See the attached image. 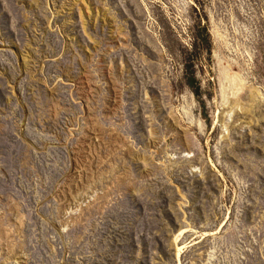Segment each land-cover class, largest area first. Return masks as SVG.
Here are the masks:
<instances>
[{
    "label": "rangeland",
    "instance_id": "1",
    "mask_svg": "<svg viewBox=\"0 0 264 264\" xmlns=\"http://www.w3.org/2000/svg\"><path fill=\"white\" fill-rule=\"evenodd\" d=\"M0 264H264V0H0Z\"/></svg>",
    "mask_w": 264,
    "mask_h": 264
},
{
    "label": "trees",
    "instance_id": "2",
    "mask_svg": "<svg viewBox=\"0 0 264 264\" xmlns=\"http://www.w3.org/2000/svg\"><path fill=\"white\" fill-rule=\"evenodd\" d=\"M195 81H196V79H195V76H194V75L191 76V77H189V79H188V82H189V84H190L191 86H193V84L195 83Z\"/></svg>",
    "mask_w": 264,
    "mask_h": 264
},
{
    "label": "bare ground",
    "instance_id": "3",
    "mask_svg": "<svg viewBox=\"0 0 264 264\" xmlns=\"http://www.w3.org/2000/svg\"><path fill=\"white\" fill-rule=\"evenodd\" d=\"M182 234H183V233H182ZM182 234H181V235H182ZM181 235H180L178 238H180V237H181Z\"/></svg>",
    "mask_w": 264,
    "mask_h": 264
}]
</instances>
